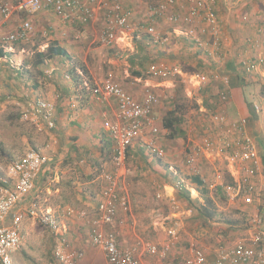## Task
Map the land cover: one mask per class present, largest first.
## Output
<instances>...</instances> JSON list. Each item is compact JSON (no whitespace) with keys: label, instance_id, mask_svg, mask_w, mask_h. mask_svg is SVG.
Here are the masks:
<instances>
[{"label":"crops","instance_id":"obj_1","mask_svg":"<svg viewBox=\"0 0 264 264\" xmlns=\"http://www.w3.org/2000/svg\"><path fill=\"white\" fill-rule=\"evenodd\" d=\"M119 1L125 8L132 10L134 15L137 13L133 4L136 0ZM181 1L184 2L181 13L189 16L190 9L186 0H179L175 7L178 10ZM229 1L211 0V8L220 22L223 40L220 53L223 62L216 60L215 51L212 52L210 48L211 42L207 41V50L197 47L187 36L191 25L185 22L172 24L166 21L169 28L165 29V35L170 44H155L150 36L137 33L132 38L123 36L113 48L101 46L100 43L98 48L91 43L86 48L77 42L84 32L79 26L64 24L57 15L46 11L29 18L34 25V33L29 42L35 44L38 36L44 42L39 41L36 44L37 51H45L52 44H57L66 51L67 56H56L48 60L39 75H34L33 70L40 66L32 67L29 61H22L20 65L22 57L28 52L24 43L14 45L13 53H3L0 57V60L4 58L7 63L16 61L14 68L25 79L17 98L10 95L6 98L3 95V104L8 99H19L23 103L22 110L30 100L33 104L37 100H44L54 106L52 119L55 128L49 129L46 121L42 119L40 129L45 130L44 132H39L38 126L30 124L25 132L19 131L17 135L19 153H24L22 157L31 150L38 151L48 158V162L35 181L34 191L23 198L15 211L28 210L31 204L36 202L44 210L48 209L60 216L59 220L65 228V238L73 249L83 254L76 264H109L105 253L91 243L90 224L103 200L105 174L114 171L113 158L116 148L108 124L116 120L117 105L113 98L106 103L99 102L90 89L106 79H112L125 84L127 91L140 101L145 98L147 92H152L158 99L166 93L174 94V82L144 75L143 67L140 66L143 61L151 65L158 64L155 61L161 52L173 50L170 49L172 42H179L180 46L185 45V53H188L186 57L179 56L182 60H196L191 71L197 70L198 67L209 69L210 66L216 68V72L209 76L200 75L204 79L194 77L201 72L189 73L190 79L187 81L190 85L189 88H184L185 97L179 100L177 95L171 97L172 101H184L191 105L182 106L185 123L181 127L186 134L183 138L187 137L186 116L195 113L197 118L202 120L195 121L192 125L195 131L190 129L193 131V143L186 144L182 161L180 156L171 151V140H168V132L163 128V118L167 113L163 116L165 110L160 104L155 108L156 124L160 128L159 143L166 151V156L156 157L138 145L130 149L125 166L118 172L119 195L125 196L130 203L129 212L123 211L124 214H119L120 243L123 248H136L141 264H188L192 246L206 253L207 264H215L219 248L233 247L237 242L251 237L255 231L253 216L260 215L264 228V0L262 7L261 4L258 6L260 0H240L239 7L233 8ZM247 4V7L244 6ZM240 8L245 9L240 11ZM96 16V22L102 19V24H97L101 27L98 30L101 37L106 28L107 9H98ZM21 19L22 16L16 13L8 21L0 20V34L14 31L22 22ZM197 20L201 21L196 23L200 28L203 21L200 18ZM65 26L74 28V31L67 32L73 39L63 37ZM5 29L6 32H3ZM192 50H195L194 55L189 54ZM181 51L180 48L177 52ZM169 53L167 57L176 58V55ZM208 55L213 57L214 62L208 61ZM191 63L188 62V65ZM172 65L174 64L170 65L164 61L160 66L172 68ZM251 65L256 67L254 71L248 70ZM73 68L76 69L74 77L69 72ZM26 73L32 74L26 77ZM187 76L183 73V77ZM129 78L134 79L136 83L130 85ZM226 79L230 85L225 84ZM210 83L212 85H209ZM232 83L235 84L232 86ZM258 87H261L259 92ZM225 91L229 93L230 101L222 104L219 95ZM217 102L221 104L220 110L222 109L226 120L221 128L224 133L233 137L235 134L230 128V123L246 118L250 135L257 139L262 174L256 181L260 186L258 191L261 200H255L253 205H245L241 201L233 203L226 196L220 198L219 193L223 190L213 186L217 181V172L226 168L229 182H234L238 176L236 174V178L231 177L227 154L221 155L218 148L200 159L198 167L201 168L202 176H194L186 162L190 152L188 147L201 141L197 142L196 139L197 125L203 124L205 117L212 112L220 111ZM256 106L261 107L259 112L255 110ZM10 115V121L19 119L18 112H10ZM0 176L1 193L13 184L8 174ZM197 177L203 184L195 181ZM133 196H138L144 206L133 209ZM203 209H207L213 217L203 215L206 211ZM69 210L75 211L76 214L67 216ZM80 212H87V217L79 216ZM119 220L124 222L119 223ZM215 225L217 227H213ZM171 228H177L179 241L182 237V241L177 243V249L166 257L147 252L145 244L152 243L159 247L166 245L170 239L168 231ZM20 234L23 238L22 246L13 254L16 264H60L54 255L59 236L45 227L39 219L24 217Z\"/></svg>","mask_w":264,"mask_h":264},{"label":"built area","instance_id":"obj_2","mask_svg":"<svg viewBox=\"0 0 264 264\" xmlns=\"http://www.w3.org/2000/svg\"><path fill=\"white\" fill-rule=\"evenodd\" d=\"M190 5V15H171V22H179L180 19L191 25L187 36L191 38L200 49L204 47V37L210 35L214 47H221L220 22L211 8V0H186ZM176 0H167L166 4L152 7V15L149 22L134 26L132 19L134 13L125 8L119 0H0V20L8 21L14 14L22 16V22L17 28L5 34H0V50L5 54L14 52V45L28 43L34 33V25L29 19L44 11L52 12L61 19L64 24L70 26L88 25L96 22L97 10L107 9L106 28L99 39L100 45L113 48L118 41L125 36L133 37L136 34L146 32L155 44H165L167 40L157 31L155 22L164 17L168 6H173ZM25 18V20H23ZM200 18L207 25L198 29L195 25ZM123 34V35H122ZM206 44V42H205ZM254 66H248L249 71ZM148 75L168 79L172 76L183 75L178 66L149 67ZM195 79L202 78L195 75ZM204 79V78H202ZM229 85V80H225ZM94 98L99 102L106 103L114 99L117 105L116 120L108 124L110 136L115 144L114 171L106 173L105 186L102 193L103 200L97 208V215L91 220L90 240L94 247L101 249L109 264H141L137 257L136 248H123L120 243V227L118 218L120 211H127L129 202L121 197L118 191V172L127 162L128 153L134 146H139L145 152L159 158L166 156V151L159 143L160 128L157 126L155 108L158 98L152 92H147L143 100H137L128 93L119 83L112 79H106L90 89ZM222 104L230 101L228 92L219 95ZM27 104L21 112V119L39 127L40 121H46L48 128H55L53 121V105L37 100L35 104ZM256 111H260L256 106ZM221 111L212 112L210 118L216 124H225V118ZM234 136L227 134L219 140L206 133L200 143L188 147L186 162L194 176H202L201 168L198 167L200 159L214 149L219 150L221 155L227 154L229 174L236 178L234 182L227 180L226 168L217 172V181L214 188L220 187L229 201L236 203L241 201L245 205H253L255 200L260 201L261 195L258 189L257 177L262 174V163L255 138L248 131V120L241 118L230 123ZM48 158L38 151H29L19 160L12 162L8 169L11 183L10 188L0 193V264H16L13 254L17 252L23 243L20 228L24 217L39 219L40 222L51 232L59 236L55 248V258L60 264H76L83 254L73 249L69 240L65 238V228L62 226L57 214L48 209H43L38 203L33 202L28 210L15 211L24 197L30 195L35 189V181L41 170L47 164ZM237 174V176H236ZM207 181V180H204ZM179 186V185H178ZM177 186V187H178ZM212 186V187H213ZM75 211L69 210L67 216H73ZM87 212H80L79 216L87 217ZM255 231L249 239L237 242L233 247H221L217 250L215 264H264V228L260 215L252 218ZM120 221L119 223H123ZM169 241L159 247L152 243L145 244L147 252L168 255L179 242L177 228L168 231ZM191 258L188 264H207L206 253L196 246L191 247Z\"/></svg>","mask_w":264,"mask_h":264},{"label":"rangeland","instance_id":"obj_3","mask_svg":"<svg viewBox=\"0 0 264 264\" xmlns=\"http://www.w3.org/2000/svg\"><path fill=\"white\" fill-rule=\"evenodd\" d=\"M178 1L179 0H176V3L173 6H168L166 11H165V13L163 14L165 16L164 17L162 16V18H160L159 20H156V22H155L157 31L165 37V39L167 40V43L169 42L168 44H170V41H169V38L165 35V29L169 28V24L166 23V21L168 20L170 23H172L171 20H170V16L173 13H174V15H179V16H181L183 18V15H182L183 13H181V10H183L182 6L184 5V2L183 1L179 2L180 5L178 6V10H177V7H175V5L177 4ZM11 2L13 4V3L16 2V0H11ZM229 2L232 3V7L231 8L236 7V6L239 7V5L241 4L240 0H230ZM166 3H167V0H165L164 2L163 1L161 2V0H136L133 4H135V8H136L135 10H136L137 13H135V15L133 16L132 23L134 24V26H139V25L144 24L147 21L149 22L150 16L153 13L152 12V7H156V6L159 7V6H161L163 4H166ZM261 3H262V0L258 1V6H260ZM186 6H187V4H185V7ZM244 6L247 7L248 4L244 5ZM261 7H262V4H261ZM188 8L190 9V5L188 6ZM244 9L245 8H240V11H242ZM14 15H16V14H14ZM101 22H102V19H99L96 22L95 25H94V23H95L94 22L93 24L87 26L86 28H81V31H84V32H83V35H81V38L79 40L77 39L78 44L87 48L88 45L91 43L93 46H96V48H98V45L100 43V41H99L100 34H99L98 30L101 27L97 26V24L98 23L102 24ZM182 22H184L183 19H180L179 22H173V23H175V24L178 23L179 24V23H182ZM198 22H201V21L197 20L196 23H198ZM93 25H94V27H92ZM205 25H207V23L203 22V24H202V26H200V28H198L199 25H197V24L195 26L198 29H201L203 26L205 27ZM46 27H47V25L45 26V28ZM60 28L61 27L59 26V30H60ZM63 29H64V34H65V35H63V37L67 36V39L68 38L73 39L72 36H70V35L68 36V33L71 32V31H74L73 30L74 28H70V27L65 26V27H63ZM0 30H2V29H0ZM4 31L6 32V29L3 30V32ZM7 31H8V29H7ZM141 34L144 35V36L148 35L146 32H142ZM211 38L212 37L210 35L204 37V47H203V49L202 48L201 49L202 50H207L208 46H209V45H207V43L211 42L212 45H210V48H211L212 52L215 51V55H216V56L215 55H213V56H215L216 60H219L220 62H223V58H222V55L220 53V51H222V49H223L222 35L220 34L221 47L219 49L214 47L213 40ZM36 40H38V41L35 44L30 43V42L25 43L26 44L25 47H26L28 52L25 54V56L22 57L20 65H22V63L24 61L34 62L35 60H37V58L35 57V54L37 52V49H35V46H36V44L39 41H43V39H41L40 37L37 36ZM52 40L53 39H51V41ZM205 42H206V44H205ZM101 46H103V45H101ZM164 46H166V45H164ZM38 47H40V46H38ZM180 48H181L182 51L180 53H178ZM170 49L171 50L173 49V50L172 51H169V50L164 51V50H162L164 52H161L162 55L160 54V57H157L156 61H155V63H158V64L151 65L150 63L148 64V62L143 61V64L146 63V66L148 65L146 68H144V70H146V71H143L144 75H148L147 70L149 69V67L150 68L152 66H156V67H159V68L163 67V66H160V65L164 61H167L170 65L174 64V65L171 66L172 68L176 67L175 65H180L178 67H180L182 69V72L184 74L188 75L187 77H183V75L182 76L181 75H177V76H172V77L168 78L170 81L174 82V84H175V93L172 94V95L166 93L165 95L162 96V98L160 96H158V97H160L158 104H160V107L162 106L163 110H165L163 112V116H165V114L169 110H172L174 108V106H175L174 102H176V106H177V104H182V106H187V105L191 106L190 103H187V102H184V101L180 102V101H176V100L172 101V98H171L174 95H177L178 100H179V98H184L185 97L184 88L185 89L187 87L189 88V85H190L189 84L190 82L187 81V79L188 80L190 79L189 78V76H190L189 73L192 74V72H194V73L201 72V74H199V75L208 74L207 76H209V75H212L213 72H216V68H212L210 66H209V69L208 68L199 69V67H198L197 70L191 71L192 68H193L192 64H195L194 61H196V60H194V59L189 60L188 62H192V63H191V65H188V62H186L185 60H182L179 57V56H181V57H186L187 56L188 52L185 53V45L181 44V46H180L179 42H176V43L172 42V45H171ZM41 50H45V49L41 48ZM45 51H47V49ZM169 52H171L174 55H176V58L175 59H171V58L167 57V55L170 54ZM189 54L194 55L195 54V50H192ZM208 56H209V60L208 61L209 62H214L213 61V57L211 55H208ZM204 58H205V56H204ZM15 64H16V61L12 62V63H7V61L4 60V58H3V60H0V174H2L3 176L8 174V169H9V166L11 165V163L14 162V160H18L19 158H21L22 154H24V153H21V152L19 153L20 150H18V148H19L20 144H19V140L17 138V135H18L19 131L25 132L27 126H29L31 124L29 122H24L21 119L20 111L23 108V103L20 102L19 99H8V100H6V102L4 104L1 101L3 95L6 96V98L9 95H10V97L14 96V97L17 98V96H18L17 94L21 90V87L24 85L23 83L25 82V79H23V77L20 74H18V72L14 68ZM195 67H196V65H195ZM43 69H44V67L40 66L36 70H33V73H35L34 75H39L40 71L41 70L43 71ZM255 69H256V67L254 68V70ZM29 74H32V73H29ZM29 74L26 73V77H28ZM245 77H246V75H245ZM27 79H28V81L30 80V78H27ZM129 79H130V85H134V83H136L134 81V79H132V78H129ZM27 84H29V83H27ZM120 85L127 91V89L125 87L126 86L125 84H124L125 86L122 85V84H120ZM209 85H212V84L210 83ZM131 87H133V86H131ZM260 89H261V87H258L257 88V90H258L257 92H259ZM127 92L129 93V91H127ZM211 96L213 97V95H211ZM24 98H27V97L24 96ZM215 99L217 100L216 97H215ZM216 104H218V102ZM217 106L219 107V110H220L221 104L219 103ZM167 109H168V111H166ZM260 109H261V107L259 106V110ZM223 110H225V109H223ZM10 112H13V113L15 112L16 114L18 112L19 119L15 120L14 122L10 121L9 117L10 118L12 117L10 115ZM221 114H223V113H221ZM186 117H187V120H188V122H186V125H187V127H186V129H187L186 130L187 137L186 138L181 137V139L179 138V140H177L178 139L177 138V139L171 140V142H170V148L172 149L171 150L172 153L176 154L177 156H180L179 159L181 161L183 160L182 158H184V155H185L184 151H185L186 144L193 143V142H191L192 139H193V131L192 130L190 131V129L192 128L195 131V128H193L192 125L195 124V121L196 122L198 120L202 121L201 119L197 118L195 113L193 115H188ZM210 117H211L210 115L205 117V120H203V124H200L199 126L197 125V129H196L197 130L196 131L197 142L199 140H202L203 137L206 135V133H208L209 135H212L214 137V139H216V140H219L220 138H223V137H225L227 135V133H224L221 130V128L224 127V126L220 125V124H216L214 121L211 120ZM19 129H21V130H19ZM44 131L45 130L39 131V132H44ZM168 140H170V139H168ZM199 142H201V141H199ZM258 142L259 141H257V143ZM13 147H16V149H14ZM260 148H261V144H260ZM258 151H259V148H258ZM259 154H260V151H259ZM219 196L222 199V198H225L224 196H226V195L223 194V192H220ZM132 205H133V207H132L133 209L134 208L138 209V207H140L142 205L144 206V204L139 201L138 196H137V198L133 196ZM129 210H130V203H129L128 210L126 212H129ZM120 212L124 214L125 211L124 212L120 211ZM252 215H251V217H252ZM125 217H127V216H125ZM123 219H125V218L123 217ZM213 227H217V225H215ZM180 241H182V237H181ZM184 245L182 246L183 248L185 247ZM176 247H177V245L169 253L170 255H171V253H173L177 249ZM178 251H179V254H181V250L179 248H178ZM181 256H182V254H181Z\"/></svg>","mask_w":264,"mask_h":264},{"label":"trees","instance_id":"obj_4","mask_svg":"<svg viewBox=\"0 0 264 264\" xmlns=\"http://www.w3.org/2000/svg\"><path fill=\"white\" fill-rule=\"evenodd\" d=\"M89 25H91V23L88 25H85V26L80 25L79 27L81 29V28H86ZM77 27H78V25H77ZM2 55H4V54H3V51L1 50L0 51V57H2ZM56 56L65 57V56H67L66 51L63 48L59 47L57 44H52L51 46H49L47 51H37L36 52L35 57L37 58V60H35L34 62H31L33 65L32 67L37 68L39 66H44V64L46 62H48V60H50ZM140 66L143 67V71H146V70H144V68L147 67L146 63L143 64V62H141ZM75 71H76L75 68H73L72 70L69 71L73 75V77L75 76L74 75ZM234 84L235 83H232V86ZM249 95H250V93H249ZM248 100H250V97H248ZM182 114H183L182 105L177 104V106H176V103H175L174 108L172 110H169L167 112L166 116L163 118V128L168 132V136H167L168 139L174 140V139H177L179 137H184L186 135L185 131L181 127L183 125V123H185V119H184V116ZM0 175H2V174H0ZM195 181H198L200 184H203V181H201V179L199 177H197L195 179ZM204 208H207V207H204ZM203 210H206L203 213V215H206L208 218L213 217V215L210 212H208L207 209H203ZM200 212H201V210H200Z\"/></svg>","mask_w":264,"mask_h":264}]
</instances>
